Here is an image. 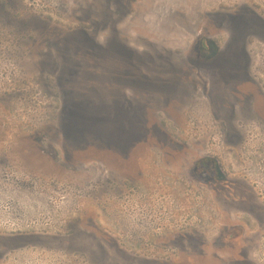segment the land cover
<instances>
[{
  "label": "rangeland",
  "instance_id": "rangeland-1",
  "mask_svg": "<svg viewBox=\"0 0 264 264\" xmlns=\"http://www.w3.org/2000/svg\"><path fill=\"white\" fill-rule=\"evenodd\" d=\"M0 264H264V0H0Z\"/></svg>",
  "mask_w": 264,
  "mask_h": 264
},
{
  "label": "flooded vegetation",
  "instance_id": "flooded-vegetation-1",
  "mask_svg": "<svg viewBox=\"0 0 264 264\" xmlns=\"http://www.w3.org/2000/svg\"><path fill=\"white\" fill-rule=\"evenodd\" d=\"M202 185L204 186V189L209 193H212V195H215V193H220L222 195L226 194L231 197L233 193H235L236 198L240 199V197L242 198V195L245 192L242 191L241 188H237L234 185L228 183L226 179H221V178L219 179L213 177L204 178L202 179ZM243 231H244L243 227L235 226L234 232H243Z\"/></svg>",
  "mask_w": 264,
  "mask_h": 264
}]
</instances>
